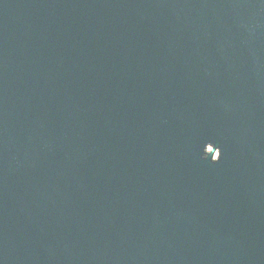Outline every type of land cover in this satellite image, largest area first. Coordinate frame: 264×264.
Wrapping results in <instances>:
<instances>
[{
    "label": "water",
    "instance_id": "water-1",
    "mask_svg": "<svg viewBox=\"0 0 264 264\" xmlns=\"http://www.w3.org/2000/svg\"><path fill=\"white\" fill-rule=\"evenodd\" d=\"M0 264H264V0H0Z\"/></svg>",
    "mask_w": 264,
    "mask_h": 264
},
{
    "label": "clouds",
    "instance_id": "clouds-1",
    "mask_svg": "<svg viewBox=\"0 0 264 264\" xmlns=\"http://www.w3.org/2000/svg\"><path fill=\"white\" fill-rule=\"evenodd\" d=\"M222 152H223V149H221V151H220V160L222 158Z\"/></svg>",
    "mask_w": 264,
    "mask_h": 264
}]
</instances>
